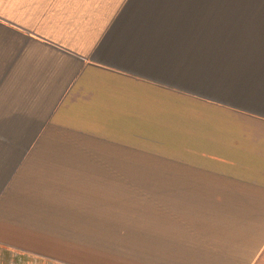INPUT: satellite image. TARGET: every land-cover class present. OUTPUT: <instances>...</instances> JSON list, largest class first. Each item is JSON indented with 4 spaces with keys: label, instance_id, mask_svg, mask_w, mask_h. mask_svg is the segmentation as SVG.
<instances>
[{
    "label": "crops",
    "instance_id": "obj_1",
    "mask_svg": "<svg viewBox=\"0 0 264 264\" xmlns=\"http://www.w3.org/2000/svg\"><path fill=\"white\" fill-rule=\"evenodd\" d=\"M256 1L0 0V264H81L53 242L139 176L120 264H264Z\"/></svg>",
    "mask_w": 264,
    "mask_h": 264
},
{
    "label": "rangeland",
    "instance_id": "obj_2",
    "mask_svg": "<svg viewBox=\"0 0 264 264\" xmlns=\"http://www.w3.org/2000/svg\"><path fill=\"white\" fill-rule=\"evenodd\" d=\"M256 2L257 7L264 6L262 0ZM242 6L249 5L245 4ZM208 113L209 115H215L216 111L215 109H210L208 110ZM195 118H197L196 113ZM119 178L121 179L119 180ZM153 182L156 181L143 176L129 177L127 181L122 177H118V180L114 177V182L110 183V186L113 189L112 192H110L113 195V198L111 199L113 201V207H105L108 205L106 204L105 199L108 201L109 198H104L105 193H102L103 198H96V200L87 199L84 203H90L92 206L80 210L81 216L77 222L65 224V239L64 241H58V243H55L54 241V246L65 248L66 253L73 252L78 254L76 258L80 260L81 264H104L106 261L112 264H120L127 262L126 260L128 258L135 259V257L120 256L123 249L137 247L138 241L136 239H131L130 236H127L126 232L124 233L127 224L104 223L100 222V220L103 221L104 216L110 217V215H112L113 218L120 217L121 219H124L122 216L128 215L127 209L124 208L123 205L118 206L121 205L118 203L139 201L143 199L168 198V193L165 192L154 193L152 191H143L146 184H152ZM163 182L164 179L161 180V183ZM98 184L100 183L98 182ZM140 186H142V188L138 190L137 188ZM65 216L66 218L72 217V215ZM75 219L77 220L78 218L75 217ZM93 220L97 222H93ZM50 242L52 243V240H50ZM78 250H80V252H75Z\"/></svg>",
    "mask_w": 264,
    "mask_h": 264
}]
</instances>
